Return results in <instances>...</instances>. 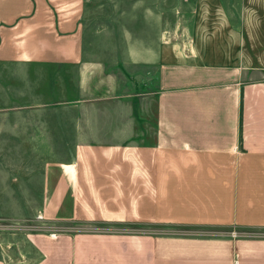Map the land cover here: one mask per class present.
<instances>
[{
	"label": "crops",
	"instance_id": "obj_1",
	"mask_svg": "<svg viewBox=\"0 0 264 264\" xmlns=\"http://www.w3.org/2000/svg\"><path fill=\"white\" fill-rule=\"evenodd\" d=\"M122 1L0 0V264H264V0Z\"/></svg>",
	"mask_w": 264,
	"mask_h": 264
},
{
	"label": "rangeland",
	"instance_id": "obj_2",
	"mask_svg": "<svg viewBox=\"0 0 264 264\" xmlns=\"http://www.w3.org/2000/svg\"><path fill=\"white\" fill-rule=\"evenodd\" d=\"M123 6L129 7V1L123 0ZM156 90V86L154 85ZM154 90V91H155ZM138 138V142H145V139ZM141 139V140H140ZM41 221L30 220H0V235L10 234V237H16L17 233L30 229L42 228ZM60 229L71 228L72 230H118V231H135L147 230L154 233H167L178 235H191V236H225L233 235L237 232L236 236H251L257 235L260 232L253 231L252 229H212L194 226H180L171 224H152V225H133V224H84V223H59ZM45 227V226H44ZM49 227V226H47ZM46 228V227H45ZM45 230V229H44ZM47 230V229H46ZM16 242V241H15Z\"/></svg>",
	"mask_w": 264,
	"mask_h": 264
},
{
	"label": "built area",
	"instance_id": "obj_3",
	"mask_svg": "<svg viewBox=\"0 0 264 264\" xmlns=\"http://www.w3.org/2000/svg\"><path fill=\"white\" fill-rule=\"evenodd\" d=\"M38 218H39V220H41L42 219V216H39ZM233 235L236 236L237 235V232H234Z\"/></svg>",
	"mask_w": 264,
	"mask_h": 264
}]
</instances>
